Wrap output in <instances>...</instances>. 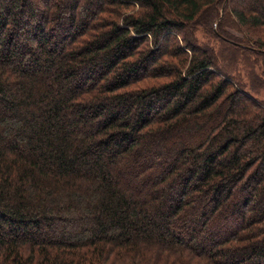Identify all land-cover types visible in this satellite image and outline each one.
Here are the masks:
<instances>
[{
	"label": "trees",
	"instance_id": "obj_1",
	"mask_svg": "<svg viewBox=\"0 0 264 264\" xmlns=\"http://www.w3.org/2000/svg\"><path fill=\"white\" fill-rule=\"evenodd\" d=\"M241 26L264 0H0V264H264Z\"/></svg>",
	"mask_w": 264,
	"mask_h": 264
},
{
	"label": "rangeland",
	"instance_id": "obj_2",
	"mask_svg": "<svg viewBox=\"0 0 264 264\" xmlns=\"http://www.w3.org/2000/svg\"><path fill=\"white\" fill-rule=\"evenodd\" d=\"M230 29L234 34H236V30L238 28L234 24H232L230 26ZM241 31H242L241 33L240 32L238 33L243 35L245 39L252 40V41H255V40L260 41L262 39L264 40V27L263 26L247 28V29L242 27ZM194 36L201 43H210L214 47L215 50H219L221 48L220 44L217 41H215L214 39H210V37L206 33V30L203 27L196 29ZM254 58L252 60H249L243 55H240L239 59L238 57H236L238 66H236L235 70L237 74L238 73L240 74L239 75L240 80L245 85L246 90L249 91L251 94H253L254 97L258 98L259 100L264 101V83L261 84L257 90H251L252 83H251L249 74H247V70H250L251 68L254 69V72L256 74H262V69L264 67V59H254ZM227 60L228 62H230L231 56H227ZM231 62H233V60Z\"/></svg>",
	"mask_w": 264,
	"mask_h": 264
},
{
	"label": "water",
	"instance_id": "obj_3",
	"mask_svg": "<svg viewBox=\"0 0 264 264\" xmlns=\"http://www.w3.org/2000/svg\"><path fill=\"white\" fill-rule=\"evenodd\" d=\"M227 0H225V3H226Z\"/></svg>",
	"mask_w": 264,
	"mask_h": 264
}]
</instances>
